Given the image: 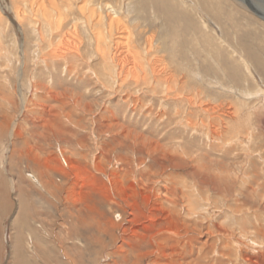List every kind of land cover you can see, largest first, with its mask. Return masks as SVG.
<instances>
[{
  "label": "rangeland",
  "instance_id": "rangeland-1",
  "mask_svg": "<svg viewBox=\"0 0 264 264\" xmlns=\"http://www.w3.org/2000/svg\"><path fill=\"white\" fill-rule=\"evenodd\" d=\"M36 1L0 0V264H153L151 259L158 255L156 219L166 215H173L178 222L185 219L201 230L189 234L195 238L184 243L182 257L190 258L188 262L264 264V184L258 181L248 186L252 170L264 179V71L261 78L256 72L260 68L255 69L256 61L264 67V26L258 24H264L260 16L264 0H219L224 14L213 13L209 7L210 12L206 10L214 0H175L177 7L193 8L200 29L196 20L192 22L197 29L192 28L187 12L182 10L181 17L172 12L170 0H103L118 8L130 40H137V50L130 53L136 52L142 62L141 68L133 70V57L122 47L125 35H120V45L111 47L104 60L96 54L90 31L101 32L105 44L100 46L104 48L108 46V28L103 25L95 32L97 28L89 27L80 15L88 17V11L94 5L101 6L102 0H68L67 5L59 4L58 11L46 3L50 19ZM16 6L22 15H15ZM104 11L110 14L109 9ZM58 14L69 24L83 21L81 33L56 32ZM46 20L51 22L48 28L54 30L50 45L41 42V37L46 39L41 30L49 31L44 26ZM162 22L168 24L175 41L170 54L175 69L164 53L148 54L144 47L145 39L153 36L154 48L160 46L156 32ZM143 30L145 35L138 38L137 33ZM207 32L237 57L244 72L243 60L246 62L250 79L235 84L228 77L216 44L206 38ZM79 41L84 44L77 53ZM64 50L69 55L57 58ZM156 56L163 60L161 65L156 63L163 69L160 75L152 74L149 68L148 61ZM191 72L205 79L204 90H208L200 89L199 94L204 103L211 104V97L216 98L214 105L218 100L229 102L234 104L235 114L216 117L202 111L199 107L203 102L196 99V92L192 94L197 104L166 99L163 85L155 89V81L146 85L131 80L184 79L187 74L188 83L196 86ZM55 76L59 78L54 82L55 101H44L40 97L43 90L33 85L40 82L50 87ZM122 79L129 80L119 86ZM214 79L219 80L216 85ZM230 86L246 90L245 94L236 88L231 92ZM174 88L176 91L179 85ZM73 97L79 98L74 99L76 105ZM226 108L218 109L220 114L229 111ZM54 114L60 116L56 122ZM116 121L125 135L111 128L116 127ZM150 143L157 146L155 151ZM44 164L48 168L40 166ZM35 167L51 170L50 180L61 188L58 201H53L57 206L48 203L47 191L37 190L46 196L44 199L33 192L32 187L39 189L30 176ZM241 190L249 194L248 202L239 195ZM18 191H22L21 201ZM21 202L22 212L18 210ZM187 210H191L189 214Z\"/></svg>",
  "mask_w": 264,
  "mask_h": 264
},
{
  "label": "bare ground",
  "instance_id": "bare-ground-1",
  "mask_svg": "<svg viewBox=\"0 0 264 264\" xmlns=\"http://www.w3.org/2000/svg\"><path fill=\"white\" fill-rule=\"evenodd\" d=\"M12 1V3H14V1L15 0H11ZM55 1L56 2H58V3H55ZM59 1H61V2H59ZM92 1H94V0H84V3H86V2H92ZM103 1V0H102ZM154 1V0H153ZM215 2L214 3H212V4H209L208 6L206 5V10L208 9L207 7H209V9H210V11H212L213 13H218L219 11H221L220 9H221V5L220 4H222L219 0H214ZM39 3V7H41L42 8V14H44L45 16H47L48 18L49 17H52V13L50 12V9L51 10H56V11H58V10H60V7H59V4L60 3H62V4H64V5H67L68 4V0H37L36 2H35V4L36 3ZM73 2H75L74 0H73ZM175 2V0H170V4L171 5H173L172 6V8H171V10H172V12H174V13H176L177 15H179L178 17H181V16H183L182 15V13H183V11H185V12H187L186 13V15H188L187 17L191 20V21H189L190 22V24H191V26H192V28H195V29H197L196 27H195V24L192 22V20L194 21V20H196L197 21V23H196V25L198 26V28L201 26L200 24H199V21L195 18V16H194V14H192V9L193 8H190L191 10H188V8L187 7H184V6H180V4H179V6L177 7L176 5H174V4H176V3H174ZM204 2H209V3H211L212 2V0H204ZM46 3H49L50 4V9H46ZM83 3V4H84ZM173 3V4H172ZM183 3V2H182ZM72 4V3H71ZM82 4V5H83ZM128 4H130V1L128 2ZM187 4V3H186ZM37 5V4H36ZM81 5V6H82ZM160 5V4H159ZM185 5V4H184ZM94 9H91V10H89L88 11V17H86V16H83V15H80V17L82 18V19H84L87 23H89V27H93V28H97L96 30H95V32L98 30V31H100L99 29L100 28H103L104 26L103 25H105V26H107V28H108V30L106 31V35H107V47H104V48H102L101 46H100V44H102L103 42H104V38H103V36L101 35V32L99 33V32H96V33H91L92 31H90V39H92V42H95V45L97 46V47H94V49H95V51H96V54H98V56H99V59H101V60H104V58H105V56H106V54H107V51L108 50H110V48L112 47V48H114L115 46H117V45H120V35H123V37H124V35L126 36V38L123 40L124 41V44H123V46L122 47H127V49H126V51H128L129 52V54H130V56L131 57H133V61L131 62L132 63V65H133V67H132V70L133 69H137L138 67L139 68H141V62L142 61H140V59H139V55H137L136 54V52L134 53H130L131 51H135V50H137V46H134V42H135V40H133V39H131L130 40V38H129V32H128V28L125 26V24H123V20H122V22H121V15H120V13L119 14H117L118 13V8H112V6L108 3V2H106V1H103V2H101V6H99V5H94V7H93ZM131 8H132V11H134V7L131 5ZM181 8H183V9H181ZM81 9V7H78V10H80ZM106 9H109V12H110V14L109 13H106L104 10H106ZM128 9L130 10V7H128ZM209 9H208V11H209ZM233 9V8H232ZM83 10H84V7H83ZM138 10V9H137ZM164 10V9H163ZM183 10V11H182ZM209 11V12H210ZM231 11V10H230ZM184 12V13H185ZM222 12V14H224L223 13V11H221ZM220 12V13H221ZM22 13H23V11L21 10V8H19V6H16L15 7V15H17V16H20V15H22ZM189 13V14H188ZM233 13V12H232ZM81 14H83V13H81ZM229 14V13H228ZM166 15V14H165ZM231 12H230V19H232L231 18ZM75 18H77V17H73V19H75ZM50 19V18H49ZM57 19H58V22H59V24H58V29H56L55 31L57 32V31H61V33L63 34L64 33V30L65 31H68V32H70V33H73V34H77L78 35V33H81L80 32V29H79V27H81V26H83V21H81L82 22V24L81 23H70L69 24V20L66 18V17H61V15L60 14H58V17H57ZM56 19V20H57ZM254 19V18H253ZM264 19V18H263ZM81 19L80 18H78L76 21H80ZM255 21H258V20H256L255 19ZM4 21H3V19H2V22L1 23H3ZM44 22H47V24H44V26H45V28H48V27H50V24L49 23H51V22H49V21H44ZM258 24H260L261 26H264V24H261L260 22H258ZM143 25H145L144 23H143ZM167 25L168 24H166L165 22H162L160 25H159V27L157 28L158 30H157V39H158V41H156L157 43H159V47H155L154 48V42H155V37L153 36V37H149V38H146L145 40V43H144V45H147V46H144L145 47V49H147L146 50V52L148 53V54H153V53H158V55H160L161 56V53H164L165 54V59L169 62V65H171L170 67H172V68H176L177 66L175 65V63H174V60L175 59H173V58H171V48H172V44L174 45V43H175V41H174V38L172 37V33H171V31H170V29L167 27ZM103 26V27H102ZM117 28V31H116V33H117V35H115V37H113V34H115V29ZM167 27V28H166ZM202 27V26H201ZM111 28H115L113 31L111 30ZM49 29V31L47 32V31H45V30H41L42 31V33L43 34H45L46 35V39L44 40L42 37H41V42H44L45 43V45L46 44H49L50 45V37H51V35L50 34H53L54 33V30H52V29H50V28H48ZM146 29V28H145ZM200 29V28H199ZM89 30H90V28H89ZM102 31V30H101ZM126 31V32H125ZM35 32V31H34ZM59 33V32H58ZM65 33H67V32H65ZM113 33V34H112ZM132 33H133V31H132ZM145 33H146V31L145 30H143V31H139L137 34H138V38H140V37H142V35H145ZM209 32H207V36L208 37H206L208 40H209V43H210V41L212 40V42L214 43V44H216V47H217V49H216V53L218 54V55H220V58H222V63H223V66H224V70L226 71V73L228 74V77L230 78V79H233V81H234V83L235 84H238V82H239V80L240 79H244V81L245 80H247V79H250L249 78V76H250V70H249V68H248V65L246 64V62H244V60H243V58H242V60H243V63H244V66L246 67V71L244 72V70H243V66H240V64L236 61V59H237V57H234V56H232L231 54H230V51H226V48H224V47H221L222 45L218 42V40L211 34H208ZM259 33V32H258ZM2 34V33H1ZM48 35V36H47ZM200 35H201V33H200ZM39 36H40V34H39ZM67 37H68V35H67ZM73 37H76V36H73ZM66 38V37H65ZM261 38H263L264 39V36L263 37H261ZM66 39H68V38H66ZM71 39V38H70ZM70 39H68V40H70ZM207 39H205L206 41H207ZM64 41V40H63ZM71 41H74V40H71ZM206 41H203V42H206ZM136 42H137V40H136ZM135 42V43H136ZM193 42H194V40H193ZM198 42H199V40H198ZM197 42V43H198ZM202 42V43H203ZM217 42V43H216ZM65 43V42H64ZM68 43V42H67ZM71 43V42H70ZM74 43V42H73ZM73 43H71V44H73ZM220 45H219V44ZM70 44V45H71ZM77 44V43H76ZM84 43H82L81 41H79L78 42V44L77 45H79V47H76V52H77V50H79L80 48H81V46L83 45ZM104 44H105V42H104ZM195 44V43H194ZM211 44V43H210ZM59 45L60 46H62V41H61V44H60V42H59ZM122 45V44H121ZM65 46H66V44H65ZM65 46H63V47H65ZM73 46V45H72ZM104 46V45H103ZM114 46V47H113ZM204 46V45H203ZM207 46V45H206ZM69 47V46H68ZM68 47H66V48H68ZM120 47V46H119ZM121 47V48H122ZM144 47H142L141 49H144ZM65 48V49H66ZM72 48V47H71ZM61 49V48H60ZM228 49V48H227ZM62 50V49H61ZM68 50H69V48H68ZM67 50V51H68ZM73 50V49H72ZM124 50V49H123ZM201 50V49H200ZM57 51V50H56ZM73 51H75V50H73ZM116 51V50H115ZM120 51V50H119ZM53 52V51H52ZM63 52V53H62ZM72 52V51H71ZM109 52V51H108ZM111 52V51H110ZM62 53V54H61ZM61 53L59 54L58 53V55H56L57 56V58H58V56L59 57H61V58H65L66 57V55H69L68 54V52H67V54L65 53V50L64 51H61ZM70 53V52H69ZM72 53H75V52H72ZM78 53V52H77ZM112 53V52H111ZM115 53V52H114ZM118 53V52H117ZM123 53V52H122ZM122 53H120V54H122ZM232 53V52H231ZM124 54V53H123ZM128 54V55H129ZM51 55V54H50ZM56 56L54 55L53 57H55L56 58ZM74 56H75V54H74ZM120 56V55H119ZM123 55H121V57H122ZM126 56V55H125ZM124 56V57H125ZM47 57V56H46ZM114 57V56H113ZM117 57H118V55H117ZM116 57V58H117ZM123 57V58H124ZM157 57V56H156ZM49 58H51V57H49ZM48 58V59H49ZM57 58H56V60H57ZM130 58V57H129ZM54 59V58H53ZM119 59H120V57H119ZM145 59V58H144ZM146 59H147V57H146ZM145 59V60H146ZM42 60H44V59H42ZM47 60V59H46ZM56 60H52V61H56ZM125 60H127V58L125 57ZM129 60V59H128ZM45 61V60H44ZM119 61V60H118ZM124 61V60H123ZM160 61H162L163 62V60L162 59H159L158 57L156 58V59H153V60H151V61H148V63L150 64V66H149V68L151 69V73L152 74H155L156 73V75L158 74V75H160L161 74V72L163 71V69H162V67H159V65H161V63L162 62H160ZM53 62V64L55 65V63ZM112 62V61H111ZM120 62V61H119ZM126 62V61H125ZM158 62H160V63H158ZM220 62V61H219ZM129 63V62H128ZM156 63H158L159 65H157ZM221 63V64H222ZM225 63V64H224ZM58 64V63H57ZM109 64V63H108ZM120 64V63H119ZM130 64V63H129ZM121 65H123V64H121ZM157 65V66H156ZM165 66V65H164ZM121 67V66H120ZM124 67H126L125 65H124ZM123 68V67H122ZM174 68V69H175ZM259 69L260 71H256V72H258L259 73V76L262 78V72L264 71V67H262V64L261 63H259L258 61H256V66H255V69ZM223 69V68H222ZM125 70V69H124ZM142 70V69H141ZM37 71V70H36ZM40 71V70H39ZM126 71V70H125ZM128 71V70H127ZM164 71H166L165 70V68H164ZM68 72H70V69L68 70ZM133 72V71H132ZM125 73V72H124ZM134 73V72H133ZM192 73V76H193V78L195 79V81H196V86L195 85H191V84H189L188 82V80H190V76H188L187 74H186V78H184V79H131L132 81H134L135 80V82L137 83V82H139L140 80L142 81V84L143 83H145L146 85L147 84H149L150 82H151V80L152 81H155V85L153 86L155 89H159V87L160 86H164V89H163V91H164V93L167 95L165 98L166 99H181V100H184V101H187V102H191V103H198V101L196 100L197 98H199L200 99V101L201 102H203L202 100H201V97H199V94L200 93H202L201 91L203 90V91H207V90H204L206 87H204V83H205V79H202L199 75H196L194 72H191ZM38 74V73H37ZM129 74V73H128ZM131 74V73H130ZM123 76V75H122ZM200 77V78H199ZM46 78V77H45ZM119 78V77H118ZM122 78V77H121ZM173 78V77H172ZM56 79H59L58 78V76H55L54 77V81L52 82V85L50 86V87H47V85L45 84H43V83H40V82H36L33 86H35V88L36 89H42L43 90V92H44V95L43 96H40L41 98H43V100L44 101H46V100H49V99H52V100H54V98L56 97V83H54L55 81H56ZM252 79V78H251ZM126 80H129V79H122L121 80V84L119 85V86H121L122 84H124L125 82H127ZM134 82V83H135ZM219 82V80H216V79H214V82H213V85H216L217 83ZM120 83V82H119ZM126 84V83H125ZM176 84H178L179 85V88L178 89H176V91H175V86H176ZM116 85H118V84H116ZM123 86V85H122ZM232 91L231 92H235V88L237 89V90H242L240 87H233V86H230L229 87ZM200 89H202V90H200ZM243 91H246V90H242V93H243ZM194 92H196L195 94L197 95L196 96V99L193 97V94L192 93H194ZM57 93H58V91H57ZM217 93H221V92H217ZM3 94V96L6 94V93H2ZM181 94H184V95H181ZM243 94H245V93H243ZM248 94V93H247ZM6 96V95H5ZM4 96V97H5ZM205 97V96H204ZM207 97V96H206ZM76 99H77V101H79V98L78 97H75ZM74 97H73V103H74V105H76V101L74 100L75 99ZM213 99V102L210 104V103H202L201 105H200V109L202 110V111H204V112H207V113H211V114H213V115H216V117H221V115L223 116V115H234L235 114V107H234V104H229V102L228 103H222L220 100H218L219 102V104H216V105H214L215 103L214 102H216L215 100H216V98H214V97H211V100ZM49 101H51V100H49ZM55 101V100H54ZM199 101V102H200ZM83 102V101H82ZM134 103H136V102H134ZM85 106H91V105H89V104H87V105H85ZM227 107L226 109H228L229 111H227V112H225V110L224 111H222V114H220V111L218 110V109H220V108H225V107ZM79 107V106H78ZM206 107H210L211 109L210 110H207V108ZM43 109H46L47 110V107L45 106V105H43ZM81 109V108H80ZM46 110H43V111H46ZM93 110V109H92ZM87 111V110H86ZM109 112V111H108ZM67 112H65L64 114H65V117L68 119V121L69 122H71V118H70V116L68 115L69 113H67ZM89 113H90V111H89ZM110 113L112 114V112L110 111ZM97 115V114H96ZM69 116V117H68ZM103 117V116H102ZM60 119V116L59 115H57V114H54L53 115V121L54 122H56V120L57 119ZM104 118V117H103ZM109 118H111L110 116H109ZM100 120L102 119V118H99ZM107 119V118H106ZM97 120H98V118H97ZM108 120V119H107ZM112 120V119H111ZM114 120H117V118H114ZM8 121V120H7ZM99 121V120H98ZM98 121H96L97 123H98ZM113 121V120H112ZM60 123V122H59ZM52 124V123H51ZM100 124H101V122H100ZM188 124H189V122H188ZM115 125H116V127H111V128H113L114 129V131H116V132H118L120 135H125L124 133H126L125 132V130L122 128L123 126L119 123V122H115ZM49 126H50V124H49ZM111 126V125H110ZM3 127H5V124L3 125ZM51 128V127H50ZM103 128V127H102ZM109 128V130H110V127H108ZM101 129V128H100ZM99 130V129H98ZM108 130V131H109ZM132 131V130H131ZM104 133V132H103ZM17 135V134H16ZM118 135V134H117ZM128 136V135H127ZM135 137H137L136 135H134ZM1 137V136H0ZM252 138H253V136H252ZM251 138V139H252ZM137 139V138H136ZM251 139L249 138V140L251 141ZM140 141L142 142V143H145V140H142V139H140ZM149 145V147L150 148H153V150H154V148H157V146L155 145V144H148ZM155 151V150H154ZM157 151H160L159 149L157 150ZM181 151H182V153H184L185 152V150L183 151V148L181 147ZM33 152L35 153V151L33 150ZM32 152V153H33ZM13 154V153H12ZM36 154V153H35ZM35 156V155H34ZM30 157V158H29ZM49 157V156H48ZM168 157V156H167ZM28 158H29V161L31 160V162L33 161L34 162V158H37L36 156L33 158L32 156H28ZM27 159V158H26ZM49 159H51V158H49ZM28 160V159H27ZM36 161V160H35ZM52 162L54 161V160H51ZM50 161V162H51ZM37 162V161H36ZM45 162V161H44ZM65 162V161H64ZM67 162V161H66ZM38 163V162H37ZM46 163V162H45ZM54 163V162H53ZM57 163H58V161H57ZM56 164V163H55ZM253 164L254 163H252V164H250L251 165V168L252 167H254L253 166ZM60 165V164H59ZM65 165H67V164H65ZM72 165V164H71ZM39 166V165H38ZM42 168L44 167V168H48L47 167V165L46 164H44V166L43 165H40ZM57 166V165H56ZM59 167V166H58ZM57 167V168H58ZM62 167V166H61ZM72 168H73V170H75L76 171V173H78L79 171L77 170L78 168H75V167H73V165L71 166ZM55 168V167H54ZM56 168V169H57ZM36 171H35V174H33V175H30V176H32V180L33 181H35V183L38 185V188L39 189H34L33 187H32V189H33V192H35V191H41L42 193L43 192H46L47 191V195L46 196H48V198L50 199L49 200V202L48 203H50L51 205H53L54 207L55 206H57V205H55V204H53V201L55 200V201H58V199H57V195H58V192L61 190V188L58 186V184H56L55 183V181H51L50 180V176H51V173H50V171L51 170H49V171H45V170H42V169H38L37 167H35L34 168ZM38 169V170H37ZM50 169H53L52 168V165H51V168ZM62 169V168H61ZM58 170V169H57ZM97 170V169H96ZM252 170V169H251ZM81 171V170H80ZM98 171V170H97ZM253 172L251 173V175H249L248 177L249 178H251L252 180H251V183H249L248 184V186L250 187V185H252L253 183H255V182H258V181H261V186L264 184V179H261L260 178V176L259 175H257L255 172H254V170H252ZM101 173V172H100ZM56 174V173H55ZM102 174V173H101ZM108 174V173H107ZM45 175V176H44ZM80 175V174H79ZM29 176V177H30ZM59 176V175H58ZM66 176V175H65ZM60 177H62V176H60ZM110 178V177H109ZM102 181V180H101ZM245 182H246V180H244V182H242L243 184H245ZM77 184V183H76ZM75 185V184H74ZM80 185V184H79ZM78 185V186H79ZM77 186V187H78ZM81 186V185H80ZM91 187V186H90ZM82 189V188H81ZM37 191V193L36 194H38L39 196H41V198L42 199H44V198H46V196H43L41 193H39ZM245 191H247L246 189H245ZM244 190H241V192L240 191H238L239 192V195H242L245 199V201H249V194L247 193V192H245ZM20 192H22V191H18V193H19V195H20ZM79 192V191H78ZM260 192V191H259ZM74 193V195H77L78 193H77V191H74L73 192ZM85 193V192H84ZM81 195H83V194H81ZM80 195V196H81ZM20 197V198H19ZM59 197V196H58ZM87 197H89V196H87ZM61 198V197H60ZM86 198V197H85ZM162 198H165V201H169V199L167 198V196H164V197H162ZM21 199H22V196L20 195V196H18V201H21ZM76 199H78L77 197L76 198H74L73 199V201H71V204H73L74 202H76L77 200ZM46 200V199H45ZM65 201V200H64ZM92 201V200H91ZM47 202V201H46ZM93 202V201H92ZM79 203V202H78ZM240 203V202H239ZM22 202L21 203H19V209L18 210H20L21 211V206H22ZM30 204H31V202H30ZM237 204V203H236ZM68 205H70V203H68ZM86 205V204H85ZM89 205V204H88ZM88 205H87V207H88ZM93 205V204H92ZM237 205H239V206H242V205H240V204H237ZM31 206V205H30ZM73 206V205H72ZM76 206V205H75ZM153 206V205H152ZM26 207V206H25ZM32 207V206H31ZM66 207V206H65ZM74 207V206H73ZM77 207V206H76ZM86 207V206H85ZM34 208V207H33ZM75 208V207H74ZM82 208V207H81ZM22 209H24V208H22ZM26 209V208H25ZM57 209H58V207H57ZM67 209H69V208H67ZM94 209V208H93ZM30 210V209H29ZM33 210H35V209H33ZM154 210H158L157 208H155L154 207ZM39 211V210H38ZM191 211V210H190ZM189 210H187V213L189 214V212H190ZM22 212V211H21ZM69 212V211H68ZM237 212V211H236ZM95 213V212H94ZM40 214V213H39ZM184 214H185V212H184ZM188 214H185V215H188ZM17 217L19 218V219H21V220H23L22 218H24V216L22 215V214H19L18 213V215H17ZM31 217V216H30ZM85 217H86V215H85ZM94 217V216H93ZM173 215H166V216H161V217H158L157 219H156V226L158 225V228H157V233L155 234V235H153V237L155 236L156 237V247H157V252L156 253H158V255L155 257V258H153V259H151V262L153 263V264H200V262H199V260L197 261V260H192V261H190V262H188L189 261V259L188 260H186L187 258H183L182 256H184V255H182V250L185 248L184 247V243H187L188 241H191L192 239H194L195 238V236H192V237H188V235L189 234H191L192 232H198L199 231V233L201 232V230L200 229H197V228H195V227H191L190 225L191 224H189L185 219H182V220H179V222L177 221V220H174L173 218ZM81 218V217H80ZM87 218V217H86ZM90 218H92V217H90ZM90 221V220H89ZM77 222V221H76ZM79 222V221H78ZM83 222H85V221H83ZM75 223V222H74ZM81 223H82V221H81ZM62 224V223H61ZM178 224V225H177ZM81 227V226H80ZM43 228V227H42ZM46 231V230H45ZM71 232V231H70ZM43 233V232H42ZM46 233H47V231H46ZM211 234H212V232H210ZM175 236H174V235ZM207 234H208V232H207ZM255 234H258L257 232H255ZM213 235V234H212ZM242 236H244V233L242 234ZM57 237H58V235H57ZM151 237V236H150ZM56 238V237H55ZM199 239V238H198ZM245 240H249V238H245ZM251 241V243H253L254 241H252V240H250ZM150 242V241H149ZM148 242V243H149ZM199 243H200V241H198ZM191 243V242H190ZM198 243V244H199ZM235 243H239V242H235ZM52 244V243H51ZM98 244V243H97ZM241 244H244V242L242 241L241 243H240V245ZM189 246H190V244H188ZM188 245H187V247H188ZM239 245V244H238ZM186 246V245H185ZM193 246V245H192ZM198 246V245H197ZM191 247V246H190ZM121 248V247H120ZM189 248V247H188ZM187 248V249H188ZM34 249V248H33ZM152 252L154 251V249H152L151 250ZM204 251V250H203ZM81 252V251H80ZM184 252V251H183ZM71 253V252H70ZM116 253V252H115ZM155 253V254H156ZM196 253H197V251H196ZM35 254V253H34ZM188 254V253H187ZM193 254V253H192ZM191 254V255H192ZM190 255V256H191ZM130 256V255H129ZM137 256V255H136ZM138 257V256H137ZM136 257V258H137ZM153 257V256H152ZM114 258V257H113ZM133 259V258H132ZM249 260V259H248ZM247 260V261H248ZM151 262H149V263H151ZM243 262H245V261H243ZM251 262V261H250Z\"/></svg>",
  "mask_w": 264,
  "mask_h": 264
},
{
  "label": "water",
  "instance_id": "water-1",
  "mask_svg": "<svg viewBox=\"0 0 264 264\" xmlns=\"http://www.w3.org/2000/svg\"><path fill=\"white\" fill-rule=\"evenodd\" d=\"M260 16L264 17V14L260 13Z\"/></svg>",
  "mask_w": 264,
  "mask_h": 264
}]
</instances>
